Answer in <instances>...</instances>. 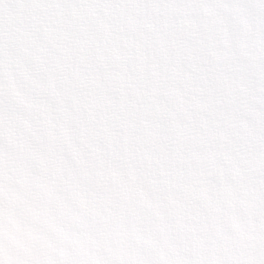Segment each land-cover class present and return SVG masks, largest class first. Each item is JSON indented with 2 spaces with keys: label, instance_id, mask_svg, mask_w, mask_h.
Instances as JSON below:
<instances>
[{
  "label": "clouds",
  "instance_id": "obj_1",
  "mask_svg": "<svg viewBox=\"0 0 264 264\" xmlns=\"http://www.w3.org/2000/svg\"><path fill=\"white\" fill-rule=\"evenodd\" d=\"M0 264H264V0H0Z\"/></svg>",
  "mask_w": 264,
  "mask_h": 264
}]
</instances>
